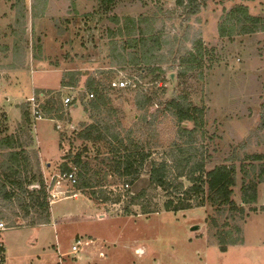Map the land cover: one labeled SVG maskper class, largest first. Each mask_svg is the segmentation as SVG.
<instances>
[{
	"label": "rangeland",
	"instance_id": "rangeland-1",
	"mask_svg": "<svg viewBox=\"0 0 264 264\" xmlns=\"http://www.w3.org/2000/svg\"><path fill=\"white\" fill-rule=\"evenodd\" d=\"M199 1L203 3L200 13L183 23L184 16L168 14L176 7L173 0H118L107 19L97 15L98 0H48L45 6L39 0H0V139L12 136L28 146L24 147L29 155L27 167L42 173L51 206L50 224L30 227L23 212L0 197V212L5 211L0 223L6 225L0 231V264H264V182L258 185L257 202L246 206V220L239 222L243 244L222 253L210 221L216 213L208 204L176 213L162 210L149 216H125L126 199L103 204L90 199L92 190L80 189L78 183L73 186L64 179L53 180L63 175L65 155L88 147L89 156L84 160L91 164V174L98 172L103 186L95 191H107L112 199L124 192V180L108 166V151L97 145L99 154L97 147L78 136L84 125L94 123L81 105L67 107L63 121L49 119L52 115L42 110L50 97L60 106L66 97L78 96L62 87L65 75L113 68L143 81L144 93H160L161 87L166 90L155 104L141 109L135 101L143 94L122 92L118 96L115 107L123 125L122 137L132 133V141L147 144L157 158L159 151L181 141L178 123L165 110L166 103L179 95L189 96L206 110L207 136L196 137L210 142L207 170L235 165L232 198L242 204V188L247 183L243 168L248 179L256 180L262 163L251 157L264 155V130H260L264 118V32L221 39L218 30L225 13L238 5L264 19V0ZM143 14L159 19V28L164 21L167 32L188 36V41L201 34L205 47L202 78L193 73L179 80L178 72L169 71L166 63L163 78L155 79L146 72L144 79L133 65L112 63L103 32L124 26V17ZM116 15L122 19L119 25L109 19ZM40 92L51 94L39 97ZM32 97L41 102L43 119L35 118ZM185 125L193 129L192 123ZM6 153L0 151V175ZM8 204L12 208H5ZM134 211L140 213L138 207ZM78 238L90 246L74 255L72 247Z\"/></svg>",
	"mask_w": 264,
	"mask_h": 264
},
{
	"label": "trees",
	"instance_id": "trees-1",
	"mask_svg": "<svg viewBox=\"0 0 264 264\" xmlns=\"http://www.w3.org/2000/svg\"><path fill=\"white\" fill-rule=\"evenodd\" d=\"M39 1H43L45 6L48 0ZM173 1L176 7L169 10L168 14L177 15L178 18L184 16L183 23L197 16L203 8V3L199 0ZM118 4V0H98L97 15L106 18ZM109 19L115 25H119L122 19L125 22L124 26L116 31L108 28L103 32L104 37H108L104 47L109 50L108 57L112 59V63L115 62L114 65L129 63L138 69L144 79L146 72L155 79L163 78V66L166 63L170 64L169 71L178 72L179 80L193 73H199L200 78L204 76L205 47L201 34H196L194 39L188 41V36L184 39L167 32L164 21L163 26L159 28V19L146 17L144 14L122 19L116 15ZM259 32H264V19L251 15L245 5H238L225 13L219 24L218 35L221 39H231L235 35H252ZM117 72L113 68L100 69L93 73H78L79 78L75 74H67L63 78L62 87L78 93L70 107L77 108V104H80L84 113L94 120V123L84 125L86 128L78 136L84 142L92 143L95 147L103 146V149L108 151L111 155V158L107 159L110 160L108 166L114 175L124 180V192L112 199L107 191H95L103 186L99 183L101 179L98 172L91 174V164L84 160L85 156H89L88 147L74 155H65L63 160L67 162L61 166V174L78 169V187L92 190L90 199L103 204H119L126 199L125 216H149L162 210L176 213L203 208L208 204L218 217L217 220L211 216L210 221L211 226L216 228L215 238L219 250L226 253L229 247L243 244V230L239 222H244L248 216L246 206L257 202L258 185L264 182V155L251 157L252 161L262 163L256 180L248 179L250 175L247 174L246 168H243L247 183L242 188V204H237L232 198L236 185V166L222 164L207 170V165L211 162V156L208 154L210 142L198 141L196 137L198 134L207 136L205 107L196 106L189 96L179 95L166 103L165 110L176 119L181 141H175L169 149H162L164 151H159L158 157L155 158L152 148L147 144L132 141V133L126 138L122 137L123 125L118 119L119 112L115 107V100L122 96V92L143 94L141 98L140 95L137 96L135 101L136 107L141 109L145 105L155 104L158 97L165 96V87H161L160 93L116 89L113 84L117 79ZM85 76L88 77L83 80ZM67 78L69 81H66ZM50 94L51 92H40L37 95L48 98ZM44 108L46 115H52L48 118L56 121H63L65 112L68 111L63 103L58 105L55 97L47 99L42 110ZM185 123H192L193 129L187 128ZM260 130H264V118ZM24 147L28 146L15 141L12 136L0 139V151L8 152L4 155L6 161L2 163L4 173L0 175V197L23 212V219L29 220L30 227L50 224L51 206L45 181L42 173H36L27 167L29 155ZM96 152L101 154L98 147ZM9 204L5 208H12ZM135 207L140 209V213L134 211ZM4 212H0V218ZM219 218L224 219L223 223H220Z\"/></svg>",
	"mask_w": 264,
	"mask_h": 264
},
{
	"label": "built area",
	"instance_id": "built-area-1",
	"mask_svg": "<svg viewBox=\"0 0 264 264\" xmlns=\"http://www.w3.org/2000/svg\"><path fill=\"white\" fill-rule=\"evenodd\" d=\"M144 84L145 83L143 81H141L140 79H138L137 77L131 76L124 71H118L117 72V79L115 80L113 87L116 89H131V90H139L140 89L141 90V89H145ZM74 97H73V95L66 97L63 101V105L65 107L72 106L74 103V99H75ZM30 103L33 107V112H34L35 118L37 120L43 119V115L40 112L41 102L37 98L32 97V98H30ZM58 128L61 129V126L58 125ZM56 178H60L62 180L64 179L73 186L78 183V175H77L76 170H73L69 173H65L63 175H57V176L53 177V180ZM5 229H6L5 223H0V231H4ZM89 244H90V242L83 240L82 238H78L72 247L71 253L76 255L79 252H81L84 247L87 248L89 246Z\"/></svg>",
	"mask_w": 264,
	"mask_h": 264
},
{
	"label": "crops",
	"instance_id": "crops-1",
	"mask_svg": "<svg viewBox=\"0 0 264 264\" xmlns=\"http://www.w3.org/2000/svg\"><path fill=\"white\" fill-rule=\"evenodd\" d=\"M41 96H43V95H41ZM74 197V196H73ZM77 197V196H76ZM93 207H94V205H93ZM90 246V245H89Z\"/></svg>",
	"mask_w": 264,
	"mask_h": 264
},
{
	"label": "water",
	"instance_id": "water-1",
	"mask_svg": "<svg viewBox=\"0 0 264 264\" xmlns=\"http://www.w3.org/2000/svg\"><path fill=\"white\" fill-rule=\"evenodd\" d=\"M194 230H197V228H196V229H194Z\"/></svg>",
	"mask_w": 264,
	"mask_h": 264
}]
</instances>
